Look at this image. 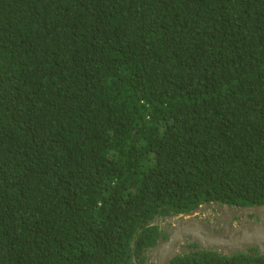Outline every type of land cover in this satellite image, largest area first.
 Returning <instances> with one entry per match:
<instances>
[{
  "label": "trees",
  "instance_id": "obj_1",
  "mask_svg": "<svg viewBox=\"0 0 264 264\" xmlns=\"http://www.w3.org/2000/svg\"><path fill=\"white\" fill-rule=\"evenodd\" d=\"M209 201L264 205V0H0V264H143Z\"/></svg>",
  "mask_w": 264,
  "mask_h": 264
},
{
  "label": "water",
  "instance_id": "obj_2",
  "mask_svg": "<svg viewBox=\"0 0 264 264\" xmlns=\"http://www.w3.org/2000/svg\"><path fill=\"white\" fill-rule=\"evenodd\" d=\"M159 218L170 219L173 224L166 237L161 234L152 247L153 264H170L176 256L196 251L230 257L256 248L264 255V205L227 206L209 201L190 212ZM192 244L196 247H190Z\"/></svg>",
  "mask_w": 264,
  "mask_h": 264
},
{
  "label": "rangeland",
  "instance_id": "obj_3",
  "mask_svg": "<svg viewBox=\"0 0 264 264\" xmlns=\"http://www.w3.org/2000/svg\"><path fill=\"white\" fill-rule=\"evenodd\" d=\"M169 220V221H167ZM154 225H156L159 230H161L163 233L167 234L169 232L170 225L173 224V222L170 219L167 218H156L153 221ZM144 256V254H143ZM145 259V256L143 257ZM137 260H135L133 263H136ZM152 264V263H150Z\"/></svg>",
  "mask_w": 264,
  "mask_h": 264
},
{
  "label": "built area",
  "instance_id": "obj_4",
  "mask_svg": "<svg viewBox=\"0 0 264 264\" xmlns=\"http://www.w3.org/2000/svg\"><path fill=\"white\" fill-rule=\"evenodd\" d=\"M144 256H145V259L144 261H146L147 264H150V263H154V257H155V253H154V250L152 248H149L147 250H145L144 252Z\"/></svg>",
  "mask_w": 264,
  "mask_h": 264
}]
</instances>
